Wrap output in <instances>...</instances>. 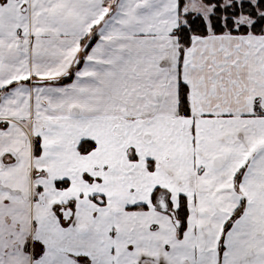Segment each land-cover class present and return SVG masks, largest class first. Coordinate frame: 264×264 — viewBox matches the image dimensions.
Masks as SVG:
<instances>
[{
  "label": "snow or ice",
  "instance_id": "obj_1",
  "mask_svg": "<svg viewBox=\"0 0 264 264\" xmlns=\"http://www.w3.org/2000/svg\"><path fill=\"white\" fill-rule=\"evenodd\" d=\"M0 264H264V0H0Z\"/></svg>",
  "mask_w": 264,
  "mask_h": 264
}]
</instances>
